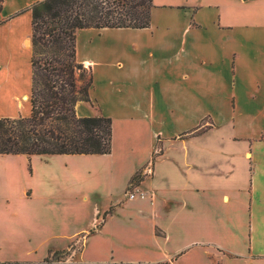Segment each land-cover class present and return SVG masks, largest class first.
<instances>
[{
  "label": "crops",
  "instance_id": "0c3cea01",
  "mask_svg": "<svg viewBox=\"0 0 264 264\" xmlns=\"http://www.w3.org/2000/svg\"><path fill=\"white\" fill-rule=\"evenodd\" d=\"M40 1L0 0V118L30 114ZM75 56L91 75L76 113L112 120V150L60 155L101 165L51 204L0 168V264L72 246L58 264H264V0H152L148 27L80 29Z\"/></svg>",
  "mask_w": 264,
  "mask_h": 264
},
{
  "label": "trees",
  "instance_id": "16d2710c",
  "mask_svg": "<svg viewBox=\"0 0 264 264\" xmlns=\"http://www.w3.org/2000/svg\"><path fill=\"white\" fill-rule=\"evenodd\" d=\"M152 0H43L32 5L30 114L0 118V155H106L112 120L81 117L90 103V71L75 56L80 29L148 27Z\"/></svg>",
  "mask_w": 264,
  "mask_h": 264
},
{
  "label": "rangeland",
  "instance_id": "374dc122",
  "mask_svg": "<svg viewBox=\"0 0 264 264\" xmlns=\"http://www.w3.org/2000/svg\"><path fill=\"white\" fill-rule=\"evenodd\" d=\"M84 69L87 74L88 69L86 67ZM91 106L98 112L97 105L91 104ZM125 133L122 129L116 128L115 137L123 136ZM124 145L125 143L119 142L120 150L126 153L127 147ZM98 159L100 156H5L0 157V168L7 167L13 189L25 187L29 194L31 191L34 192L32 201L39 203L40 200H44L51 204L56 203L57 198L66 197L69 191H72L73 185L76 183L74 177L78 178V182H84V178L91 177L95 167L101 165ZM71 168H81L82 170L80 174H76ZM138 176L130 181L126 190L127 195L128 192L132 193L133 183L138 180ZM90 181L93 182V180ZM26 196L19 197L17 200L19 206L24 204L28 206L30 200ZM75 250L78 249L74 246L69 247L66 251L50 254L47 260L50 261V264L68 261Z\"/></svg>",
  "mask_w": 264,
  "mask_h": 264
},
{
  "label": "built area",
  "instance_id": "2783aa9c",
  "mask_svg": "<svg viewBox=\"0 0 264 264\" xmlns=\"http://www.w3.org/2000/svg\"><path fill=\"white\" fill-rule=\"evenodd\" d=\"M127 196H128L129 199H134L136 197H143L144 195H143L142 192H140L139 190H137L136 188H134L133 191H132V193H129L128 192V195Z\"/></svg>",
  "mask_w": 264,
  "mask_h": 264
}]
</instances>
